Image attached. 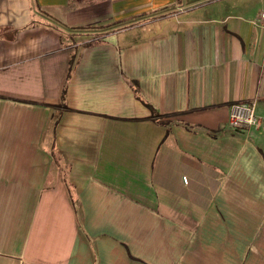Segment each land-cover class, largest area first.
<instances>
[{
  "label": "crops",
  "instance_id": "1",
  "mask_svg": "<svg viewBox=\"0 0 264 264\" xmlns=\"http://www.w3.org/2000/svg\"><path fill=\"white\" fill-rule=\"evenodd\" d=\"M262 13L0 0V264H264Z\"/></svg>",
  "mask_w": 264,
  "mask_h": 264
},
{
  "label": "built area",
  "instance_id": "2",
  "mask_svg": "<svg viewBox=\"0 0 264 264\" xmlns=\"http://www.w3.org/2000/svg\"><path fill=\"white\" fill-rule=\"evenodd\" d=\"M264 18V13L261 14ZM228 124L231 128L258 127L259 122L255 115L254 104L252 103H234L230 107ZM183 182L186 178L183 177Z\"/></svg>",
  "mask_w": 264,
  "mask_h": 264
}]
</instances>
